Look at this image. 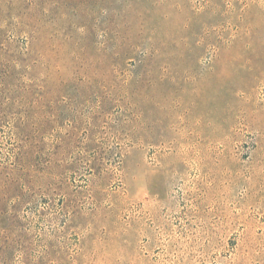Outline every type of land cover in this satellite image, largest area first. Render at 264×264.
<instances>
[{"label": "rangeland", "instance_id": "374dc122", "mask_svg": "<svg viewBox=\"0 0 264 264\" xmlns=\"http://www.w3.org/2000/svg\"><path fill=\"white\" fill-rule=\"evenodd\" d=\"M0 264H264V0H0Z\"/></svg>", "mask_w": 264, "mask_h": 264}]
</instances>
